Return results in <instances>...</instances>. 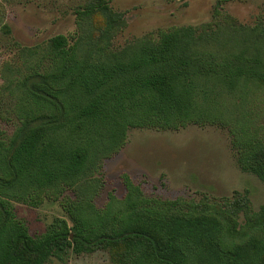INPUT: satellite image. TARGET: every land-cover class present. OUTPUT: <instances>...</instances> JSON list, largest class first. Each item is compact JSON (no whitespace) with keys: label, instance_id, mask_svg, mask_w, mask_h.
<instances>
[{"label":"trees","instance_id":"obj_1","mask_svg":"<svg viewBox=\"0 0 264 264\" xmlns=\"http://www.w3.org/2000/svg\"><path fill=\"white\" fill-rule=\"evenodd\" d=\"M96 15L104 18L95 45L105 36L109 44L121 15L104 0H87L78 19ZM213 18L149 34L120 52L82 50L66 36L51 39L49 70L23 84L21 127L8 143L0 135V264H46L70 251L98 250L109 253L110 264H264V207L249 218L252 233L242 245L225 240L217 217L235 233L246 198L214 204L148 199L124 173L125 196L110 193L103 207L95 202L104 187L97 174L123 149L131 129L227 130L239 167L264 182V127L252 129L239 105L264 91V18L238 25L219 6ZM47 200L62 204L72 226L58 218L33 237L15 217L13 202Z\"/></svg>","mask_w":264,"mask_h":264},{"label":"rangeland","instance_id":"obj_2","mask_svg":"<svg viewBox=\"0 0 264 264\" xmlns=\"http://www.w3.org/2000/svg\"><path fill=\"white\" fill-rule=\"evenodd\" d=\"M121 15V22L95 45L102 16L79 21L78 13L87 0H0V135L10 142L21 127L17 115L23 84L30 85L37 74L50 68L51 39L66 36L82 50L120 52L136 40L173 27L208 25L215 21L218 6L238 25L253 26L264 18V0H104ZM214 19V20H213ZM4 25L9 29L6 33ZM39 82V81H38ZM252 129L264 127V91L257 90L239 104ZM128 174L148 199L183 200L195 203H223L247 199L248 209L238 213L235 233L217 215L229 244L242 245L252 233L249 218L264 207V182L243 171L227 130L214 126H189L179 131L131 129L122 150L103 162L97 177L103 188L96 198L103 207L110 193L122 199L126 190L122 174ZM69 195L74 198L73 193ZM15 217L33 237L43 234L55 219L72 223L60 202L39 206L13 202ZM233 208L231 211L232 212ZM105 250L88 254L68 252L62 260L46 264H110Z\"/></svg>","mask_w":264,"mask_h":264}]
</instances>
